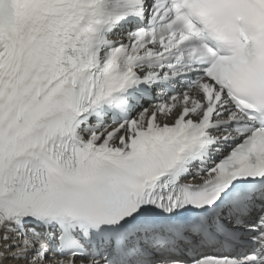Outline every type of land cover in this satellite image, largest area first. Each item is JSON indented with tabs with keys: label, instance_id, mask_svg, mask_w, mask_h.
Returning <instances> with one entry per match:
<instances>
[{
	"label": "snow or ice",
	"instance_id": "6c2138e0",
	"mask_svg": "<svg viewBox=\"0 0 264 264\" xmlns=\"http://www.w3.org/2000/svg\"><path fill=\"white\" fill-rule=\"evenodd\" d=\"M0 264H264V0H0Z\"/></svg>",
	"mask_w": 264,
	"mask_h": 264
}]
</instances>
